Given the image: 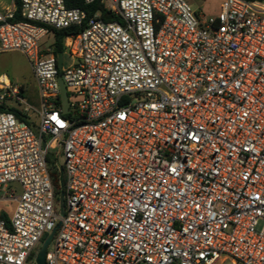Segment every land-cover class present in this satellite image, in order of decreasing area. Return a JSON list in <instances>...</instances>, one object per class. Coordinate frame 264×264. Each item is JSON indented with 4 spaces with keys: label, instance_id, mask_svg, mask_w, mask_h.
I'll return each mask as SVG.
<instances>
[{
    "label": "built area",
    "instance_id": "2783aa9c",
    "mask_svg": "<svg viewBox=\"0 0 264 264\" xmlns=\"http://www.w3.org/2000/svg\"><path fill=\"white\" fill-rule=\"evenodd\" d=\"M20 1L22 21L0 2V52L26 55L41 107L37 128L19 120L12 109H35L0 76V202L15 203L0 212V264H36L59 223L47 264H264V3L204 17L185 0H100L93 16ZM73 27L60 69L43 41Z\"/></svg>",
    "mask_w": 264,
    "mask_h": 264
},
{
    "label": "rangeland",
    "instance_id": "374dc122",
    "mask_svg": "<svg viewBox=\"0 0 264 264\" xmlns=\"http://www.w3.org/2000/svg\"><path fill=\"white\" fill-rule=\"evenodd\" d=\"M187 3L191 4L193 8L197 11L199 15L204 17H214L220 12V5L224 0H185ZM1 5H8L11 0H0ZM52 44V37L49 36L43 41V47H48ZM71 64V58L67 53L64 54V67L67 68ZM5 75L12 83L19 87H25V92L23 93V98L25 101L32 106L35 110L31 111L27 116L32 123V126L36 128L39 125V116L37 111L40 109V96L38 85L30 66L29 60L26 55L20 51H6L0 52V76ZM56 159L54 161L48 160V170L52 177V182L54 183V178L60 175L64 168V157L60 148L52 150ZM55 189V187H54ZM13 191L16 196H20L22 193V188L18 183H13L9 185V191ZM56 212L60 215V201L59 196H56L55 202ZM15 210V203L10 201L0 202V212L7 217H12ZM50 235V233L48 234ZM42 243L37 246L35 254L37 255ZM53 249V243L50 245L49 250ZM27 264H34V261H29ZM224 264H232L231 261H226Z\"/></svg>",
    "mask_w": 264,
    "mask_h": 264
},
{
    "label": "trees",
    "instance_id": "16d2710c",
    "mask_svg": "<svg viewBox=\"0 0 264 264\" xmlns=\"http://www.w3.org/2000/svg\"><path fill=\"white\" fill-rule=\"evenodd\" d=\"M16 3V8H17V16L15 21H22V17L20 15L21 12V1L20 0H14ZM250 2H262L264 3V0H247ZM66 5L69 8H84L88 11L89 16H93L98 10L102 9V4L100 3V0H98L95 4L91 6H86L84 3V0H66ZM106 14L103 13L102 18H105ZM81 29L78 28H70V29H64V30H55V29H50V32L54 34L55 37V42L53 44L54 52L57 55L58 53H64V39L71 35V34H77L79 33ZM0 110H5L4 107L0 106ZM12 112H15L17 115V118L21 121L27 122L29 125L32 126V123L30 122L29 118L26 115H23L21 112L18 110L12 109ZM63 178H62V173L60 175V178L57 176L54 178V192L55 196H59V201L61 196L63 195ZM4 218H7L6 215H4Z\"/></svg>",
    "mask_w": 264,
    "mask_h": 264
},
{
    "label": "water",
    "instance_id": "95a60500",
    "mask_svg": "<svg viewBox=\"0 0 264 264\" xmlns=\"http://www.w3.org/2000/svg\"><path fill=\"white\" fill-rule=\"evenodd\" d=\"M105 19L110 21L112 20V16L107 14L105 16ZM57 61H58V67L61 69L63 65V54L58 53L57 54ZM59 86H60V99L62 103V113L67 114L69 112V103H68V94L66 85L61 77L58 78ZM36 135L39 136V133L36 132ZM43 147H46V142L43 141ZM49 160L54 161L56 159L55 155L50 153L48 155ZM65 214V201L63 196L60 198V215L64 216ZM60 227V223L53 229L52 233L45 239V241L42 244V247L40 248L38 255L36 257V264H47L46 262V255L48 248L54 238V235L57 231V229Z\"/></svg>",
    "mask_w": 264,
    "mask_h": 264
},
{
    "label": "crops",
    "instance_id": "0c3cea01",
    "mask_svg": "<svg viewBox=\"0 0 264 264\" xmlns=\"http://www.w3.org/2000/svg\"><path fill=\"white\" fill-rule=\"evenodd\" d=\"M49 36H51L52 37V44L51 45H53L54 44V42H55V37H54V34L51 32L49 35H48V37Z\"/></svg>",
    "mask_w": 264,
    "mask_h": 264
}]
</instances>
